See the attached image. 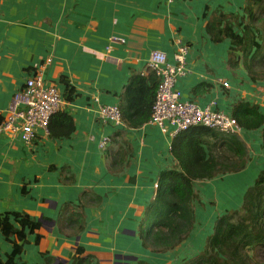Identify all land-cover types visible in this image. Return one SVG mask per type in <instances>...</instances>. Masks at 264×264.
<instances>
[{
  "label": "crops",
  "instance_id": "obj_1",
  "mask_svg": "<svg viewBox=\"0 0 264 264\" xmlns=\"http://www.w3.org/2000/svg\"><path fill=\"white\" fill-rule=\"evenodd\" d=\"M246 6L247 0H0V119L13 93L41 69L44 83L56 86L64 101L52 117L67 113L74 126L60 138L38 129L31 143L0 134V213L22 212L41 224L26 234L15 264H44L45 257L70 264L78 248L87 264H179L199 254L181 257L201 230L197 217L189 236L163 253L143 247L138 232L160 172L177 166L172 147L181 134L171 136L172 128L164 133L149 120L135 127L124 120L104 122L97 108L131 110L126 90L141 75L149 99L156 78L142 71L150 52L162 51L173 63L180 42L187 46L186 72L175 82L182 99L229 115L237 101L246 100L264 114V80L252 81L241 58L232 67L230 40L215 42L208 33L214 16H241ZM63 80L73 87L70 99ZM237 135L248 148V162L239 172L209 179L224 178L206 185L224 194L225 207L217 204V210H231L235 186L244 182L248 188L264 170L261 129L242 128ZM105 136L110 142L101 150ZM12 248L0 232L3 261Z\"/></svg>",
  "mask_w": 264,
  "mask_h": 264
},
{
  "label": "trees",
  "instance_id": "obj_2",
  "mask_svg": "<svg viewBox=\"0 0 264 264\" xmlns=\"http://www.w3.org/2000/svg\"><path fill=\"white\" fill-rule=\"evenodd\" d=\"M256 7L264 11V0H247L241 16L220 13L208 24V33L215 42L230 40V65L237 67L241 58L242 66L252 81L264 80V43L257 40H264V28L261 30L252 24L257 18L253 10ZM245 17L250 23L244 22ZM236 25L242 26L241 33L237 32ZM63 83L68 91L66 97L72 98L73 87L65 80ZM149 92L148 99L144 76H137L131 81L125 95L131 110L119 107L122 121H128L135 127L149 120L154 88ZM231 115L246 130L261 129L264 150V114L258 105L239 100L231 108ZM48 129L51 137L60 138L68 137L74 126L71 117L63 112L50 119ZM180 134V139L172 147L177 166L160 172L154 198L146 206L138 224L143 247L154 253L173 249L193 230L196 222L193 203L197 201L204 205L194 190V181L239 172L246 168L249 158L248 148L237 134L202 126ZM210 139L215 141L210 143ZM40 227L39 221L22 212L0 213V232L13 246L5 261L0 258V264H15V256L22 252L23 243H26V234ZM11 235L14 239L10 238ZM40 238L41 235H37L36 242ZM82 253V249L78 248L70 264H87ZM44 260V264L54 263L53 257H45ZM134 264L150 263L137 260ZM179 264H264V170L246 189L239 209H226L215 217L212 232L205 238L202 251Z\"/></svg>",
  "mask_w": 264,
  "mask_h": 264
},
{
  "label": "built area",
  "instance_id": "obj_3",
  "mask_svg": "<svg viewBox=\"0 0 264 264\" xmlns=\"http://www.w3.org/2000/svg\"><path fill=\"white\" fill-rule=\"evenodd\" d=\"M186 53L187 46L180 42L173 55V63L168 62L162 51L150 52L142 71V74H153L157 80L149 122L160 127L164 133L172 128L171 136L198 126L222 133L238 134L242 127L233 116L209 106L202 108L193 100L182 99L180 90L175 88V82L178 76L186 72ZM218 81L223 87L228 86L227 81ZM63 104L57 87L45 84L42 70L38 69L26 79L21 89L13 93L0 119V134L18 136L24 143H31L37 137L38 129L48 135L49 121L61 110ZM97 114L101 121L122 123L117 105L99 104ZM109 142V137H103L99 142L100 149L105 150Z\"/></svg>",
  "mask_w": 264,
  "mask_h": 264
},
{
  "label": "rangeland",
  "instance_id": "obj_4",
  "mask_svg": "<svg viewBox=\"0 0 264 264\" xmlns=\"http://www.w3.org/2000/svg\"><path fill=\"white\" fill-rule=\"evenodd\" d=\"M259 7H261V6H259ZM259 7H256L253 9L256 13L257 18L255 19V21H253L252 24H254V26L256 28L263 30V28H264V11H261L263 8H259ZM244 22L250 23L249 18L245 17ZM236 26H237L236 27L237 32L241 33L243 24L241 27L238 25H236ZM263 32H264V30H263ZM257 40L261 41V43H264L263 39H257ZM223 179L224 178H220L219 180L217 179V180H213V181H209V180L194 181V183H193L194 190L199 194L202 202L204 203L203 206L199 205L198 202H196V201L193 203V207L195 209L196 217H197V220L199 221V225H197V226L198 227L201 226L200 227L201 230L200 231L195 230V232H197V233L192 234V238H191L192 240L189 242H186L187 244H189V246L193 245L191 248V252H188L187 254H184L181 257L192 256V255H195L199 251L202 250L203 241L205 239V238L202 239V237L204 236L205 232L208 231L207 227L210 226L209 225L210 222L214 219V217L217 216L215 214L220 212V211L228 209V208H223V209L217 210L218 209L217 204H219V207H225V202H223V200L220 199V197L222 198L224 194L222 192L221 193H214V191L210 192L211 189L208 188V186H206L211 182H221L222 183ZM235 187H236V189L232 191L234 193V195L230 199L229 206H228L231 208V210L240 208L244 193L247 189L244 186V182L239 183ZM239 201H240V205L238 204ZM226 204H228L227 201H226ZM207 219H209L208 223L206 221ZM196 237L199 239H197ZM200 239H202V240H200Z\"/></svg>",
  "mask_w": 264,
  "mask_h": 264
}]
</instances>
